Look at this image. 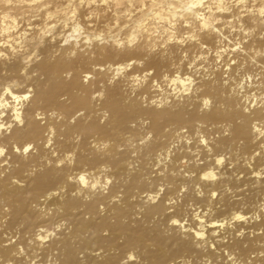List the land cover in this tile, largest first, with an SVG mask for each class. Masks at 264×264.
<instances>
[{
  "label": "bare ground",
  "instance_id": "bare-ground-1",
  "mask_svg": "<svg viewBox=\"0 0 264 264\" xmlns=\"http://www.w3.org/2000/svg\"><path fill=\"white\" fill-rule=\"evenodd\" d=\"M130 3L0 0V43H10L8 50H0V79L23 78L0 92V264H209L215 258L223 259L222 264H264V200L255 204L252 214L233 210L230 217L216 219L213 207L208 206L206 212L193 211L187 220L176 215L184 208L177 203L182 192L186 198L203 202L210 198L201 193L204 188L219 187L223 195L228 186L239 187L240 171L232 175L226 164L247 171L249 183H264V164L254 166L264 152V77L252 95L248 88L254 78L248 74L242 81L231 80L220 101L203 96L170 105L167 98L158 97L147 108L130 100L146 74L139 78L129 73L125 85L117 81L113 87H106L103 80L106 74L114 80L146 61L149 70L162 71V81L152 82L154 91L164 82L179 96L187 95L198 82L191 72H183V58L191 48L197 49L198 57L212 49L221 57L223 34L214 22L218 16L229 18L230 7L225 0H168L165 10L151 14L150 6L141 17L150 15L173 26L180 22L188 30L182 33H189L183 37L178 30L167 31V39L161 42L165 46L159 49L157 42L163 38L156 42L151 27L144 30L147 42L134 47L135 33L147 26L141 18L132 22L127 38L126 34L125 39L119 38L123 27L119 19L130 11ZM247 13L248 19L237 22L264 30V0ZM99 22L117 34H91ZM193 27L197 32L190 34ZM14 31L17 36L7 40ZM256 34L241 49H231L235 55L226 70L245 64V58L264 59V34ZM68 37L74 43L67 42ZM78 40L83 41L79 47ZM62 42L67 47L59 46ZM50 43L61 47L54 60L45 52ZM174 49L179 57L169 61L174 59ZM123 54L130 58L120 60ZM90 61L92 71L86 69ZM187 65L188 69L195 66L192 61ZM260 67L264 71V62ZM93 72L97 78L93 79ZM32 73L37 76L31 77ZM84 80L100 88L89 92ZM134 114L148 120L141 121L148 131L138 139L137 158L119 152L122 130ZM189 126H196L198 133L202 127L222 129L213 141L200 136L205 153L216 151L204 160V168L187 159L190 152L183 139L188 136L183 128ZM239 150L248 151V156L230 157ZM161 167L166 169L164 174ZM160 177L165 183L157 189ZM191 181L200 185V192L188 190ZM236 204L240 202L224 206ZM137 216H168L169 235L151 231L133 220ZM230 224L237 230L225 241L227 232L221 235L216 230H226ZM131 248L139 252L119 256V250Z\"/></svg>",
  "mask_w": 264,
  "mask_h": 264
},
{
  "label": "rangeland",
  "instance_id": "rangeland-1",
  "mask_svg": "<svg viewBox=\"0 0 264 264\" xmlns=\"http://www.w3.org/2000/svg\"><path fill=\"white\" fill-rule=\"evenodd\" d=\"M141 1H143V2H141ZM155 2L156 3L158 2V3L156 4ZM167 2H168V0H160V2L158 0H132V3L128 4V9L130 11H128L126 13V16H125L126 18H128V17H130V18L126 19L124 17L125 18L124 19L122 17L119 19V24L121 26H123L119 30V33H120L119 38L121 37L122 39H125V36H124L125 34H126V38H127V36L130 34V32L133 31V28H131V27H133L134 23L132 24V22L138 20L139 18L144 20L143 26L146 25L145 23H147V26H145L146 28L143 27L139 31L140 33L139 32L135 33L136 36L138 34V36H137L138 39L136 38L138 43L136 41L134 47L139 46V45H143V43L147 42V35H146L147 33L144 32V30L146 31V29L147 28L150 29V27H151L150 31L153 32V35L155 36L156 42H157L158 38H159V40H161L163 38L161 41L157 42L158 45L162 41L164 43V40L167 39L166 34H164V33H167V31L168 32L169 31L176 32L178 30L179 32H181L182 35H184L183 37H186L187 35H189V33L183 34L184 32L186 33L188 30H183V29H186V27L181 26L180 22L179 23L174 22V23H176V25L173 26V25H169L167 22H162V20H158V19L154 20L152 16L149 17L150 15L146 16V17L145 16L141 17L142 14L149 12L150 6H151L150 10H152L151 14H153V12H155L156 10H159V11L165 10L168 7ZM225 2H226V5L230 7V9H229L230 13L229 14L231 16L229 18H226V19L218 16V17H216V21L214 22V23H216V26L218 25V28L220 29L221 33L224 35V37L222 35V39H221V41L223 42L221 44L223 46L222 47L223 50L222 51L220 49L218 50V52H221V57H218V54L214 53V52H216V51H214L215 49L204 50L202 56L198 57L197 54L195 56V52L197 51V49L191 48V49H188V51L186 52V55L188 57L186 56V58H183L185 61L184 62V65H185L184 68L186 69L183 72H191V74L194 75V77L196 78V82H198L197 85L195 86V88L194 87L190 88V91H188L187 95L179 96L178 94L175 93L177 90L176 91L173 90L174 87L169 86L168 84H166L164 82L161 83V89L160 90L154 91V89L152 88V85H153L152 82L154 80H156L158 82L162 81V79H161L162 71L158 70L156 68L149 70L151 67L146 63V61H143V64H141V65L132 66L131 69L129 71H127V73L123 74L122 76H119L118 78H116L114 80H110V77H112L110 74L104 75L103 80L106 83V87L115 86L117 81H119V83H121V85H125L126 84L125 80L127 79L125 76L128 75L129 73L138 75L139 78H141L144 74H146L147 75L146 81L143 83H140L138 86H136V90L134 92H132L130 100L137 103V104H140L143 108H147L146 104L149 101L154 100L158 97L159 98L160 97L167 98L168 104H170V103L174 104V103H179V102H180L179 104H182V103H185V101L187 99L194 101V100L200 99L203 96H209L211 98V100L220 101V100L224 99L223 96L225 95V93L221 94V92L226 90V86H228V84H232L233 80L238 81V82L242 81V80H244L245 76L250 74V76H252V78H254L255 80L253 79L252 87L248 88V91H249L248 95L254 94L256 92V87H254V86L257 85V83L261 81L262 77H264V71L260 67L262 65V62H264V59H257L255 61V59H253L252 57L245 58V61H244L245 64H241L240 66H236V65L232 66L231 65L230 71L226 70V68H227V64L232 63L233 60H231V59H233L234 58L233 55H235V53L233 54V52L231 51L232 48L241 49V47L244 44H246L254 34H256V33L259 35L261 34V36H262V34H264V30L257 28V27H255V28L252 27L249 29L248 28L249 24L247 22H245L244 25H241L240 23L237 22V21H241V20L245 21L246 19H248L247 11L251 10V9H256L260 5V0L259 1L258 0H230V1L225 0ZM211 5L212 4H210V7H214V5H212V6ZM147 8H148V12H147ZM128 13H131V14H128ZM139 13H141V14H139ZM148 19H149V22H148ZM125 23H127V24L125 25ZM174 23H172V24H174ZM102 25L104 26V23L103 24L101 22L96 23V26H94L93 29L90 31L91 34H96L97 32H99V34L102 33L101 35H104V36L111 35V34H115V35L117 34V33L110 31L107 27H103ZM240 26H243V27L246 26L249 30L244 31L243 28ZM101 28H103V29H101ZM125 29H126V31H125ZM159 31L162 32L163 34L162 33L160 34ZM196 32H197V28L196 29L194 28V29H192V33H190V34H193V33L195 34ZM252 32H253V34H252ZM127 33H129V34L127 35ZM99 34L97 33V35H99ZM140 34H142L143 36L142 35L140 36ZM257 34H256V36H257ZM68 35H69V33L65 34V36H68ZM16 36H17V34L14 31L12 36L10 38H7V40H11V39L15 38ZM100 38H102V36ZM67 40H68L67 42H69V43H74L73 37L72 38L68 37ZM67 42L66 43L62 42L61 44H59V46H61L63 44L62 47H67V44H68ZM82 43H83V41L78 40L77 47L81 46ZM163 43L160 44L159 49H161L163 46H165V44H163ZM9 45H10V43L9 44L0 43V50H3V51L8 50ZM90 45H91V42L84 44V47H88ZM167 45L169 47V44H167ZM226 47H228V48H226ZM60 49H61V47L58 48L57 45L50 43V45L46 48L45 52L47 54L53 56V57H51L50 60H54L56 57L59 56V53L61 52ZM224 50H226V51H224ZM173 51H174V54H173L174 59L168 58L169 61L170 60H177V58L179 57V54L176 52L177 50L174 49ZM157 52H159V51H157ZM76 55H74L73 60H76L78 58ZM183 55L184 54H182L181 56H183ZM41 58H42V55L37 57L35 60V63H38L41 60ZM128 58H130V56H124V54H123V56L121 57L120 60L125 61ZM239 59H242V56H239ZM194 60H195V62H194ZM251 60H253V61H251ZM190 61H192V63H194L195 71H194V68H191V69L187 68L188 67L187 64ZM86 69L87 70L89 69V71L90 70L92 71L91 61H90V64H88V66H86ZM82 70H84V69L83 68L79 69V70L75 71V73L76 72L80 73ZM148 73H149V75H148ZM30 76L36 77L37 75H36V73H32ZM92 76H93V79L97 78V74H95V72L92 73ZM225 80L227 83L223 82ZM13 81H17V82L21 83L23 81V78H21L19 76H16V77L12 76V77H8V78L0 79V92H1V89L3 87H5V85H7L9 83L12 84ZM83 85L87 87L89 92H91V91L93 92L97 88H100V86L97 87L98 85H96V84H91V80H89L87 82H85V80H84ZM126 92L127 91H125V93ZM200 113L201 112H199V114ZM145 118H146L145 115L134 114L130 118L128 124L122 130V133H121L122 135H121V138L119 139V152L124 153L126 157H131V158L136 157L137 158V156H139V151L137 148L138 144H139L138 139L140 138V136L142 137L148 131L147 125L142 124V122H141V121L147 122L148 120ZM220 125H223V124H219L218 126H220ZM183 130L186 131L184 133V135L188 136V138L183 139V143L185 144L186 150L188 152H190L188 154L189 156L187 157L188 161H190V163L196 162V164L200 165V168H204L203 166H206L204 163V160L206 158L209 159L208 156L211 154H214L216 151L205 153L203 150L204 146L201 143L200 136H205L210 141H213L218 136V132L222 129L221 128H214L213 126H208V127L200 128V132L198 133L196 126H194V127L189 126V127L183 128ZM133 142H134V144H133ZM261 142H262V145H264V137L261 138ZM133 153H134V155L132 156ZM228 156H229V153L226 154V157H228ZM247 156H248V151H243V150L237 151L236 155H230V157H232L233 159L237 157L241 160ZM142 159L143 158L138 159V160L141 161ZM262 164H264V152L261 153L260 157H257V160L254 163V166L261 168L262 166L260 167L259 165H262ZM226 168H227V171L229 173H232V175L237 174L234 172L240 171L239 172L240 174L237 176V178H239V176H240V178H239L240 183H239V187H238L239 189L236 188V185H230V186H228V191L226 190V192L222 195L219 193L220 189H221L219 187H215L214 190H216V191H214V190L212 191V189L214 188L212 186L208 187L207 189L204 188V189H202L201 193H204V194L207 193L208 194V192H210V194H208V195L206 194V196H209L211 199L209 198L210 200L207 199L203 202H196V201H193L191 198H186L185 192L184 193L182 192L177 197V203L180 204L184 208H183L182 212L176 213V215H179L181 218H184V216H185L184 220H187V219H189L188 216L190 214H192L193 211H194V213L196 211H200V210H202L203 212H206L209 208H212V207L214 209L213 210L214 212L212 213V218H216V219H218V218L221 219L224 217H230V214L233 212V210H238V211L240 210L241 212H244V213L250 212V214L255 213V210H254L255 204L257 202H262L264 200V183H262V184H255V183L251 184L248 181H246V175L245 174L247 171H241L240 169L236 170V167H233L229 164H226ZM86 169H88V168L86 167ZM228 169L231 171H229ZM161 170H162L163 174H164V171H166V169H164V167H161ZM162 172H161V174H162ZM193 175H195V174H193ZM262 180H264V178ZM195 182H193V181L189 182L190 185H188L189 183L187 182L188 184L186 185V187H188V190H190L193 193L194 192H200V190H201L200 185H198L197 182L195 184ZM163 183H165L164 178L160 177L156 181V185H158V187H156V188L159 189L160 185ZM211 191H212V193L214 192V194H215V196H213V198L211 196V194H212ZM164 192L165 191H161V193H164ZM248 195H250V196L248 197ZM216 196H219V197H216ZM240 197H241V199H240ZM234 201H238V202H240V204L239 205L236 204L235 206L234 205H228L226 207L224 206V204H227V203L232 204ZM209 203H210V205H209ZM189 206H191V207H189ZM208 206H209V208H208ZM191 208H192V210H191ZM190 211H191V213H190ZM173 214H175V213H171V215H173ZM225 214H226V216H225ZM262 216H264V213H262ZM135 219L141 221L151 231H159L163 235H169L168 227H167L168 216L155 217L154 219L153 218L144 219V218L137 216L136 218H133V220H135ZM188 223H190V222L188 221ZM48 228H49V230L53 229V227H48ZM234 228H236V229H234ZM235 230H237V227L235 226V224H230L226 230H221V229L216 230V234L218 233L221 235H225L224 232H227L226 233L227 235H225V237H226L225 241H227L228 238L230 237L229 233L232 234L235 232ZM119 243L121 244L122 240H120ZM148 244H151V243H148ZM150 247H152V246H150ZM130 251L133 252L134 254H137L139 252V248L121 249V250H119V256L122 258L126 253H129ZM209 262H210L209 264H222L223 259L215 258V259L209 260ZM205 264H208V262Z\"/></svg>",
  "mask_w": 264,
  "mask_h": 264
},
{
  "label": "snow or ice",
  "instance_id": "snow-or-ice-1",
  "mask_svg": "<svg viewBox=\"0 0 264 264\" xmlns=\"http://www.w3.org/2000/svg\"><path fill=\"white\" fill-rule=\"evenodd\" d=\"M105 2H106V0H105Z\"/></svg>",
  "mask_w": 264,
  "mask_h": 264
}]
</instances>
